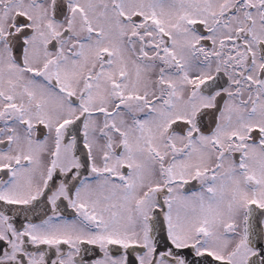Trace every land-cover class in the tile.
<instances>
[{
  "label": "snow or ice",
  "instance_id": "6c2138e0",
  "mask_svg": "<svg viewBox=\"0 0 264 264\" xmlns=\"http://www.w3.org/2000/svg\"><path fill=\"white\" fill-rule=\"evenodd\" d=\"M0 264H264V0H0Z\"/></svg>",
  "mask_w": 264,
  "mask_h": 264
}]
</instances>
